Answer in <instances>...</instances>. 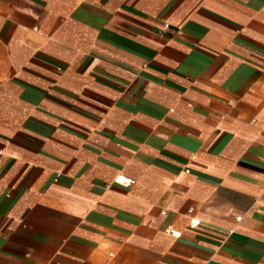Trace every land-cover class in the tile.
<instances>
[{"label": "crops", "instance_id": "0c3cea01", "mask_svg": "<svg viewBox=\"0 0 264 264\" xmlns=\"http://www.w3.org/2000/svg\"><path fill=\"white\" fill-rule=\"evenodd\" d=\"M0 264H264V0H0Z\"/></svg>", "mask_w": 264, "mask_h": 264}, {"label": "built area", "instance_id": "2783aa9c", "mask_svg": "<svg viewBox=\"0 0 264 264\" xmlns=\"http://www.w3.org/2000/svg\"><path fill=\"white\" fill-rule=\"evenodd\" d=\"M168 25H166V24H162L161 25V29L159 30V35L160 36H163L164 35V33H165V31L166 30H168ZM116 182H124V180L123 179H116ZM198 221H195V220H192V221H190V228H195V227H197L198 226ZM172 236H174V237H176V234L175 233H170Z\"/></svg>", "mask_w": 264, "mask_h": 264}]
</instances>
